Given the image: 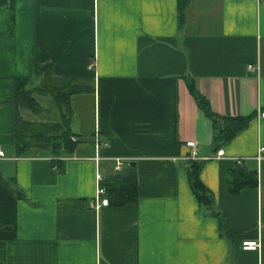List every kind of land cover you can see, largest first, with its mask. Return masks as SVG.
Listing matches in <instances>:
<instances>
[{
  "label": "crops",
  "instance_id": "1",
  "mask_svg": "<svg viewBox=\"0 0 264 264\" xmlns=\"http://www.w3.org/2000/svg\"><path fill=\"white\" fill-rule=\"evenodd\" d=\"M24 79L82 89L71 97V155L16 153ZM192 82L216 113L252 115L221 157ZM262 110L264 0H0V264H264ZM96 134L108 141L104 175L118 172L116 157L126 160L121 173L136 174L135 202L93 206ZM191 159L204 160L211 208L191 188ZM237 166L256 170L258 184L232 193ZM244 240L261 247L245 250Z\"/></svg>",
  "mask_w": 264,
  "mask_h": 264
},
{
  "label": "trees",
  "instance_id": "2",
  "mask_svg": "<svg viewBox=\"0 0 264 264\" xmlns=\"http://www.w3.org/2000/svg\"><path fill=\"white\" fill-rule=\"evenodd\" d=\"M184 7L180 6V17L183 18ZM46 69L45 74H50L49 66H42ZM47 77L46 83L50 80ZM27 80L18 81V89L16 94L17 101V140L16 153L19 155L33 153L34 147H41L56 151L58 155H71L74 153L76 145L79 142V135L73 132L71 123L74 116V110L71 105V97L74 94L80 93L82 89L72 86L70 88L57 86L39 88L40 92H48L51 94L57 106L58 120L52 122H35L28 119L21 112V107L28 108L31 112L39 113L38 102L33 92L35 88H30L27 85ZM189 89L196 99L198 105L204 110L206 115L212 120L214 128L213 148L217 152L222 143L229 140L241 128L245 127L252 115L250 116H228L216 113L209 102V100L201 94L195 87L194 83H190ZM73 136L77 137L76 141ZM204 160H189L188 175L191 188L196 194L200 204L207 207H213L215 198L212 192L205 186L200 178ZM257 171L247 168L246 166H237L231 170L230 191L237 193L244 187L256 186L258 184ZM103 184L108 189V196L119 204L135 202L138 198L136 174L133 172L121 173V170L115 174H110ZM224 218V217H223ZM222 222V229H229V224L224 218Z\"/></svg>",
  "mask_w": 264,
  "mask_h": 264
},
{
  "label": "built area",
  "instance_id": "3",
  "mask_svg": "<svg viewBox=\"0 0 264 264\" xmlns=\"http://www.w3.org/2000/svg\"><path fill=\"white\" fill-rule=\"evenodd\" d=\"M89 67L91 69L96 68V61L95 59L90 60ZM249 69L253 70L254 66L253 64L249 65ZM261 116L264 117V110L261 111ZM74 141H76L78 138L73 136L72 137ZM94 143H95V149H96V154H95V159L98 162V167H97V172H96V181H97V188H96V194L94 198L92 199V204L96 209L101 208L102 206H106L110 204V198L108 196V189L107 187L103 184V181L105 180V175H104V170L103 167L99 165L100 160L102 159L99 151L102 149V147L106 146L108 144V141L102 140L99 134L95 135L94 138ZM187 145L193 147L192 152L190 156L196 158L198 153H197V147H196V142L194 140L187 141ZM223 150L218 149L216 155L214 157H221L223 155ZM6 156V152L2 147H0V157L3 158ZM264 157V146H261L259 148V153L256 156L257 161H260ZM247 159H241L238 158V163L245 165ZM115 161V170L120 171L123 169L126 160L125 158L122 157H116L114 158ZM261 247V241L260 240H244L242 242V248L245 250H259Z\"/></svg>",
  "mask_w": 264,
  "mask_h": 264
},
{
  "label": "rangeland",
  "instance_id": "4",
  "mask_svg": "<svg viewBox=\"0 0 264 264\" xmlns=\"http://www.w3.org/2000/svg\"><path fill=\"white\" fill-rule=\"evenodd\" d=\"M44 72H47L46 69H43ZM30 88H35L36 90L33 92L34 96L36 97L37 99V102H38V110H39V113L38 116L34 117L33 115H30V111L28 108L26 107H21V112L23 114H26L28 119H31L35 122H40L42 121L43 122V119H46L47 121L46 122H49L51 126L52 122L58 120V116H57V106H56V103L55 101L53 100L52 96L47 92H40L38 91L39 88H42L40 86H37V87H33V86H29ZM83 109H86L87 110V104H86V107H82V110ZM82 110L80 111V114L82 112ZM29 111V112H27ZM27 112V113H26ZM34 114V113H33ZM87 113H84V117H81L84 121L82 122V125H83V132H80L81 136H82V141L83 142H86V143H90V133H89V127L88 126V121L85 119V116H86ZM35 115V114H34ZM81 116V115H80ZM95 137V136H94ZM93 137V138H94Z\"/></svg>",
  "mask_w": 264,
  "mask_h": 264
},
{
  "label": "water",
  "instance_id": "5",
  "mask_svg": "<svg viewBox=\"0 0 264 264\" xmlns=\"http://www.w3.org/2000/svg\"><path fill=\"white\" fill-rule=\"evenodd\" d=\"M133 165H134V162H133Z\"/></svg>",
  "mask_w": 264,
  "mask_h": 264
}]
</instances>
